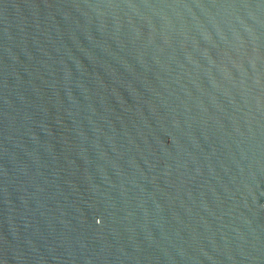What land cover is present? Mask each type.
I'll return each instance as SVG.
<instances>
[{"label":"water","instance_id":"water-1","mask_svg":"<svg viewBox=\"0 0 264 264\" xmlns=\"http://www.w3.org/2000/svg\"><path fill=\"white\" fill-rule=\"evenodd\" d=\"M0 264H264V0H0Z\"/></svg>","mask_w":264,"mask_h":264}]
</instances>
